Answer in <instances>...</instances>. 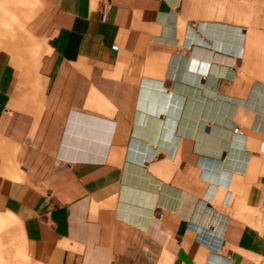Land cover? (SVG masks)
<instances>
[{
    "label": "crops",
    "instance_id": "1",
    "mask_svg": "<svg viewBox=\"0 0 264 264\" xmlns=\"http://www.w3.org/2000/svg\"><path fill=\"white\" fill-rule=\"evenodd\" d=\"M201 2L39 0L31 78L0 49V264H264V29Z\"/></svg>",
    "mask_w": 264,
    "mask_h": 264
},
{
    "label": "rangeland",
    "instance_id": "2",
    "mask_svg": "<svg viewBox=\"0 0 264 264\" xmlns=\"http://www.w3.org/2000/svg\"><path fill=\"white\" fill-rule=\"evenodd\" d=\"M199 1H202L201 4L205 6V3H207L206 1L208 0H199ZM215 1L222 2V0H215ZM225 1H226L225 9L232 10L230 8H234V10L236 11L235 15L236 17H238V19L242 18L243 15L246 14V11L251 10L252 17L254 18L253 20L254 23L252 24L256 26V29H260V30L264 29V0H225ZM25 3H26L25 6L19 5L18 7L19 9L16 10V13L14 14L16 15V17H18L20 24H22L21 27L22 26L24 27V29L22 28L23 30H25V23L35 11V6L38 4V2L36 0H29V2L27 1ZM204 6L191 7L189 9L194 19H198V20L204 19V9H205ZM1 15H4L5 17H9V13L7 11L0 13V17ZM228 22L247 25L242 21V19L236 21L230 20ZM20 29L18 25L15 24V26L13 27V32L18 33ZM22 34L23 35L21 37L19 36V39L14 43L13 42L10 43L11 41L7 40L6 35L3 36L0 34V44L2 45L3 50L7 52L9 51L8 53H10L12 62L15 64V66L24 73V76L25 75L26 77L29 76L30 79L31 78L30 71L32 70V65L35 62V56L32 50L33 42L31 41V39L29 38V36L26 34L25 31ZM5 44H7V46H5ZM0 149H1L0 150V181L5 183L6 185L10 180L21 179L20 172L18 171V168L15 166L13 162L12 148L10 144L1 137H0ZM10 214L11 212L0 213V236L3 233H7L9 229V237H5L4 240L0 239V255H8L10 253V250H11V254H14L15 252L14 244L16 243L15 241H17L16 238L17 233L15 234V231L13 232V229L15 230V226L17 225L18 219L13 214L12 215ZM16 255L22 257L26 256L23 248H22V252Z\"/></svg>",
    "mask_w": 264,
    "mask_h": 264
},
{
    "label": "bare ground",
    "instance_id": "3",
    "mask_svg": "<svg viewBox=\"0 0 264 264\" xmlns=\"http://www.w3.org/2000/svg\"><path fill=\"white\" fill-rule=\"evenodd\" d=\"M27 1L29 2V0H0V13L6 12V11L9 13V17H5L4 15H1V17H0V34L3 35V36L6 35L7 36V40L11 41L10 43H12V42L14 43L15 41H17L19 39V36L21 37L23 35L22 33H24V31H25V30H23L24 27L23 26L21 27L22 24H20V22L18 20V17H16V15H14V14L16 13V10L19 9L18 8L19 5H24L25 6V4H26L25 2H27ZM36 1L39 2V0H36ZM33 4H34V1H33ZM23 18H24V15H23ZM24 22H25V20H24ZM15 24L18 25L19 29L21 28L18 31V33H14L13 32V27L15 26ZM0 46H1V49H2V45L1 44H0ZM5 46H7V44H5ZM9 72H11V71L9 70ZM9 72H8V74H9ZM4 74H6V73L4 72ZM25 77H26V75H25ZM26 78L29 79V76L26 77ZM0 185L4 186L5 183L0 181ZM0 237H1L0 239H3V240L5 239V237H9V229H8L7 233H3ZM14 248H15V254H20L22 252L21 244H19L18 241H16V243L14 244ZM10 252H11V250H10Z\"/></svg>",
    "mask_w": 264,
    "mask_h": 264
}]
</instances>
